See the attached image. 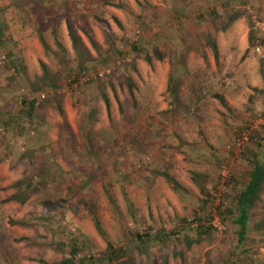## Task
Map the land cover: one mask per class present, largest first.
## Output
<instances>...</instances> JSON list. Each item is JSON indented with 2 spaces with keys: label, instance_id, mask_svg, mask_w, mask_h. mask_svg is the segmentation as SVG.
<instances>
[{
  "label": "rangeland",
  "instance_id": "374dc122",
  "mask_svg": "<svg viewBox=\"0 0 264 264\" xmlns=\"http://www.w3.org/2000/svg\"><path fill=\"white\" fill-rule=\"evenodd\" d=\"M233 13L240 16L224 30ZM255 18L264 19V0H0V264H58L73 247L78 262L96 264L90 256L102 257L107 243L94 216L115 246L130 245L135 232L170 234L114 264H165L166 256L169 264H264V189L242 243L219 214L264 150V56L249 42ZM68 23L90 56L85 73ZM42 61L61 87L37 79ZM170 75L182 81L173 106ZM24 99L36 101L32 120ZM11 115L21 123L7 127ZM26 150L40 160L20 161ZM161 172L187 190L175 191ZM25 174L48 182L25 204L7 200ZM198 224L211 232L199 235Z\"/></svg>",
  "mask_w": 264,
  "mask_h": 264
},
{
  "label": "trees",
  "instance_id": "16d2710c",
  "mask_svg": "<svg viewBox=\"0 0 264 264\" xmlns=\"http://www.w3.org/2000/svg\"><path fill=\"white\" fill-rule=\"evenodd\" d=\"M239 16H240L239 13H233L232 15H229L228 20L225 21L223 29L226 30ZM3 27H4L3 22L0 21V40H2L4 36ZM256 30L257 29L254 28V24L253 27H250L249 30V42L250 45H253L254 47L258 44L259 41H260L259 43L264 45V39H261V37L258 36V32ZM39 31H40L39 33L40 40L43 43V45L47 47L48 42L40 29ZM68 31L72 41L73 48L77 53V69L79 71L78 74L85 73L88 70L87 64L90 60V56L87 55V49L82 43L81 37L77 35V33L75 32L71 23H68ZM57 45L63 51H65L63 44L58 40H57ZM212 46H213L214 55L217 59L219 57V50L215 41H213ZM159 59H163V55L160 56ZM148 61H151L150 57H148ZM41 64L43 67V73L42 75H38L37 79L41 80L44 83V85L47 87H52V88L61 87V75L59 73H54L52 70H50V68L45 62L42 61ZM181 82H182L181 76L176 78L170 75L167 91L171 98L172 106L179 101ZM100 91H101V97L109 109L111 106V100L105 89V86L103 87L100 86ZM220 97L224 100L223 96ZM27 103H29L30 106L26 108L25 113L27 118L32 120L35 118V113H33L34 112L33 109L35 108L36 101L32 100L27 102V100L24 99L23 107H26ZM57 108L61 114L64 113V109L61 103H58ZM88 114H89L88 118L90 115L91 117H93L94 114H96V110H93ZM11 116L12 117L8 118L9 121H5L7 127H9L14 123H19V122L21 123V119L19 116H14V115ZM23 120L26 121V119L24 118ZM35 153L36 152H34L33 150L32 151L26 150V152H24L21 155L20 161L27 160L30 163H36L37 161L40 160L39 159L40 157H38ZM253 160H252V169L249 173V178L247 179L244 188L237 193V195L234 197L229 207H227L224 211L220 210L219 212L220 217H222V220L224 222L229 221L234 226L238 227V236L240 243L245 241V239L248 237V234L251 230L250 222H251L252 210L261 199V195L264 189V150L261 151V153L259 154H255V158ZM160 174L167 179V181L172 185V188L175 191L181 192L187 190L179 182V180L173 175H171L169 172H161ZM192 179L199 186L202 192H206V188L202 183L201 173L197 171H193ZM47 182L48 181L46 179V174H41V175L39 174V176H37L36 179L33 176H29L28 174H25L22 178L16 180L12 184V187L15 188L16 190L12 195H10V197H8L7 200L18 202L20 204H25L36 192L40 190L41 186H45ZM110 200L113 206L117 209L115 198L112 195L110 197ZM93 220L99 234L104 238V240L107 243L106 252L102 257L90 256V259L94 261L96 264H114L119 259L128 256L131 250L134 251L136 250L143 253L149 252L150 248L153 245L164 244L166 239L170 236L169 233L167 232L162 233L161 231H154V232L145 231L143 233L135 232V234H133V237L129 242L130 245L115 246L114 243L107 238L106 232L102 227L99 218L97 216H94ZM16 223L24 226H27L29 224L27 221H18ZM262 226L263 225L261 224H254V228L256 230H260ZM197 227H198L199 235L207 234L208 232H211V229L209 231V229H207L202 224L201 225L198 224ZM184 240L187 245H190L193 242L190 239L189 235H186L184 237ZM61 247L62 244L59 243L58 248L62 249ZM78 253L79 251L77 247L71 248L69 250V256L68 257L65 256L61 261L58 262V264H81L80 262H83V259L80 262H78L76 259ZM45 264L47 263L45 262ZM165 264H169L167 256L165 257Z\"/></svg>",
  "mask_w": 264,
  "mask_h": 264
},
{
  "label": "built area",
  "instance_id": "2783aa9c",
  "mask_svg": "<svg viewBox=\"0 0 264 264\" xmlns=\"http://www.w3.org/2000/svg\"><path fill=\"white\" fill-rule=\"evenodd\" d=\"M254 27L255 29H257L259 31V34H260V37L261 39H264V19L262 18H255L254 19ZM260 42V41H259ZM255 46V52L259 55H262L264 56V45L259 43ZM249 139V136L246 135V134H243L239 137V142L241 141H245V140H248ZM212 224L215 228H222V222L221 220L219 219V217H215L213 220H212Z\"/></svg>",
  "mask_w": 264,
  "mask_h": 264
},
{
  "label": "crops",
  "instance_id": "0c3cea01",
  "mask_svg": "<svg viewBox=\"0 0 264 264\" xmlns=\"http://www.w3.org/2000/svg\"><path fill=\"white\" fill-rule=\"evenodd\" d=\"M184 7H185V4H184ZM218 48H219V46H218Z\"/></svg>",
  "mask_w": 264,
  "mask_h": 264
}]
</instances>
